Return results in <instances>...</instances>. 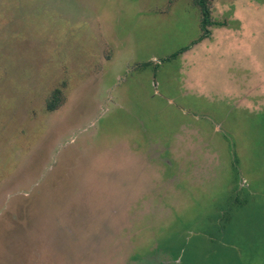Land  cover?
<instances>
[{"label":"rangeland","instance_id":"obj_1","mask_svg":"<svg viewBox=\"0 0 264 264\" xmlns=\"http://www.w3.org/2000/svg\"><path fill=\"white\" fill-rule=\"evenodd\" d=\"M211 19L0 0V264H264V0Z\"/></svg>","mask_w":264,"mask_h":264},{"label":"trees","instance_id":"obj_2","mask_svg":"<svg viewBox=\"0 0 264 264\" xmlns=\"http://www.w3.org/2000/svg\"><path fill=\"white\" fill-rule=\"evenodd\" d=\"M193 1L197 6H199L201 10V13H202L201 27L202 29H205V33H202L201 37L198 39V41H200L202 38L209 36L208 35L209 32L206 29L207 26L214 25V24L223 26L224 24L220 22H214L211 19V5L214 0H193ZM184 50L185 49H182L176 54H179L183 52ZM59 94H60L59 90H55L52 93V96L50 98L51 100H50L49 108L53 109L56 107V103L59 100Z\"/></svg>","mask_w":264,"mask_h":264},{"label":"crops","instance_id":"obj_3","mask_svg":"<svg viewBox=\"0 0 264 264\" xmlns=\"http://www.w3.org/2000/svg\"><path fill=\"white\" fill-rule=\"evenodd\" d=\"M208 168H209V166H208Z\"/></svg>","mask_w":264,"mask_h":264}]
</instances>
